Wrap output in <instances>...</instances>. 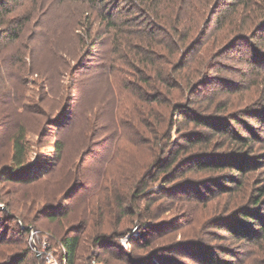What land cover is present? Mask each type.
<instances>
[{
	"label": "rangeland",
	"instance_id": "rangeland-1",
	"mask_svg": "<svg viewBox=\"0 0 264 264\" xmlns=\"http://www.w3.org/2000/svg\"><path fill=\"white\" fill-rule=\"evenodd\" d=\"M102 1L0 0V236L15 244L0 253L27 247L33 254L45 242L58 260V236L84 223L91 235L108 233L122 249L90 247L85 256L95 259L87 264H264L263 241L234 240L212 227L239 196L213 183L224 171L186 163L182 176L162 186L163 174L146 167L155 138L168 130L169 141L181 147L189 134L203 132L210 138L206 152L218 154L239 150L230 141L234 134L249 138V156L261 162L244 179L264 185V0H189L184 7L168 0L150 7L148 0ZM116 4L123 35L98 13L100 5ZM203 24L204 37L188 62L197 71L187 74L193 87L201 85L195 93L190 86L169 93L186 71L174 72L181 57L171 52L187 49ZM192 26L198 27L194 36L185 32ZM11 28L18 30L13 41L4 38ZM123 44L129 50L118 53ZM146 54L149 70L134 60ZM155 75L167 81L161 90L145 85ZM156 93L163 109L151 101ZM174 104L204 122L212 118L215 128L176 121ZM18 129L24 152L14 172ZM186 151L184 157L202 152ZM147 171V197L131 198L135 184L127 177L136 181ZM117 203L136 211L121 212ZM47 206L55 212L43 211ZM24 225L29 231L22 234ZM179 243L186 249L170 251Z\"/></svg>",
	"mask_w": 264,
	"mask_h": 264
},
{
	"label": "trees",
	"instance_id": "trees-1",
	"mask_svg": "<svg viewBox=\"0 0 264 264\" xmlns=\"http://www.w3.org/2000/svg\"><path fill=\"white\" fill-rule=\"evenodd\" d=\"M91 5L97 4L98 2L103 4L102 0H88ZM150 1L147 5L150 7L156 6L157 1L161 0H148ZM169 3L175 4L176 2L178 4L175 5H182L184 7L187 6L189 3V0H168ZM168 1L162 2V8ZM187 2V3H186ZM100 5V6H101ZM0 6L3 7L4 5L0 3ZM99 6V15L105 21V25L107 28L115 31L117 34L123 35L125 33V30L123 29L124 25L126 24H118L119 21L116 20L118 17H116V12H118L119 6L116 4L115 6L104 7ZM144 6L142 9L145 10L147 13V7L146 5H138ZM107 10V11H106ZM106 11V13H105ZM109 11V12H108ZM105 13V14H104ZM148 14V13H147ZM149 15V14H148ZM146 19V18H145ZM179 22V20H176V23ZM180 24V23H179ZM178 24V25H179ZM190 24H199V21H193ZM21 24H19L20 29ZM196 26H192L191 28H187L185 32L189 35L195 34L197 31ZM261 30L264 29V26L260 28ZM180 30H184V27L180 28ZM17 31L14 30V28L10 29L9 33L5 34V39L9 41H13L17 37ZM196 41H192L191 44L187 49L184 51L179 50H172L171 54L176 53L179 57H181L179 63L174 66V72L180 73L185 69L186 71L182 74H179L176 79L177 82H175V85L168 87V92L170 89H179L182 90L184 87L190 86L189 93L194 92L196 87H200L201 83H197L194 85V87L190 84L189 76L187 75L189 72L191 74L196 73L197 67H191L189 68L188 62L190 61L191 54L195 51L196 47L198 46L199 40L203 39L204 37V24L201 27L200 31L197 33ZM140 37V36H139ZM244 35H241L240 38L244 39ZM184 38V36H183ZM181 38V39H183ZM126 45V44H125ZM124 44L122 46L118 47V53L124 52V49L129 50ZM226 48H224L222 51H225ZM142 53H147L142 50ZM223 53V52H222ZM140 54V53H139ZM141 55V54H140ZM141 56L134 58L135 62L137 64L142 65L146 70H149L150 67L153 65L149 62L150 57L149 54H146V56ZM186 61V63H185ZM167 84V81L163 78H160L158 76H152V79L150 81H145V85L150 88H157L159 90L163 89L164 85ZM190 84V85H189ZM166 86V88H167ZM184 86V87H183ZM181 88V89H180ZM163 91V90H162ZM170 93V92H169ZM160 95L158 93L153 94L152 96V103L156 104L157 107L160 106L159 109H163L165 102L164 100H160ZM172 113L175 112L178 113V117L176 118V121L182 117L190 119L194 124H201L203 127L209 129H214L215 126L213 124L212 118H208L206 122H204V116H200L198 112L193 113L189 107L183 108V106H179V104L172 105L171 109ZM184 109H186L188 112H186ZM209 119L211 120L209 122ZM145 121V120H144ZM164 120H160L158 123H162ZM164 123V122H163ZM157 123H154V128ZM143 132L148 133L150 132L149 128L147 127L146 122L142 124ZM172 126L170 127V129ZM170 130L165 132L164 134L161 133V135L158 138H155L154 144L152 145L148 141H143L146 144L152 145L154 151V157L152 161H150L148 164H146V167L150 166L153 168L152 173L160 172L163 174L161 177L162 180V186L167 185L171 181H173L176 177L182 176L186 171L182 170L183 166H185L186 163L193 165L195 164L197 167L202 169H212V170H220L224 171L221 173L216 179L213 180V183H216L217 185L222 186V192L225 194H233L236 190L239 192L238 200L230 206L229 209H226L228 213L224 215L223 217L216 219L214 222H212V227L215 229H222L227 237L232 238L234 240L238 241H251L257 243V242H264V185H258L255 184L253 187L250 186V184L245 180V176H247L252 170L256 169L258 166L257 163H261L258 158H255V156H249L251 153V146H249V138H242L241 136L230 134V141L233 145L239 146V150L234 152L233 154H227V153H215L217 150L214 149V152H206V149L209 147L210 138L207 136H204L203 132H193L188 135L187 143L184 147L178 146L176 142L169 141V137L167 136ZM156 133V132H154ZM22 134L19 133V129L14 133L13 136V142H12V150L13 155L11 158L12 164H14V172L19 171V168L22 164V158H23V152H24V146H23V140H22ZM156 135V134H155ZM186 147V148H185ZM195 147H199L200 150H202L201 153H195L191 156H185V153L187 152L186 149H193ZM62 150V143L58 142L54 145V151L58 155L61 153ZM190 151V150H188ZM242 152V153H241ZM187 160V162H186ZM174 166L172 167V165ZM149 171V170H148ZM144 172L143 176H138L139 178L134 180V178L127 177V181L130 182V185L135 184V188L132 190L133 196L131 198L140 197L146 198L148 195V184H147V178L150 176V172ZM218 180V183L216 182ZM133 183V184H132ZM226 187V188H225ZM167 189V188H166ZM166 190L165 188H160V193H164ZM241 199V200H240ZM240 200V202H239ZM117 209L124 213L134 214L135 209L133 210L131 206L129 207H122L120 203H117ZM43 211H46L47 213L55 212V210L50 209L48 206L44 207ZM54 216V215H53ZM52 216V217H53ZM49 217V216H48ZM24 229L20 231L22 234H25L29 231V226L24 225ZM86 226L84 223H79L77 225L70 226L64 233H62L57 238V243L60 248V254L58 256V260L54 259L56 264H87L86 261L90 262L93 258V256H85L88 254V251L90 250V247L97 250H103L106 247H112L116 248L117 250H122L120 245L117 242H113V237L110 236V234L105 232H100L98 234L91 235L88 231L85 230ZM81 234L84 235L81 236ZM82 237V238H81ZM87 237V238H86ZM82 240L84 244H87L86 247H83ZM8 244V245H7ZM11 246V249L15 246V244L12 243L11 239L4 241L0 236V248H4V246ZM191 247V246H190ZM182 249H186V245L179 243L174 246L173 249L170 251H180ZM188 249V248H187ZM194 249V248H190ZM204 248L196 249L199 251H202ZM37 250H40L37 248ZM51 251V250H49ZM226 252V251H224ZM95 254V253H93ZM198 255V253H197ZM213 254H208L207 260L210 262H214L213 260ZM200 259H202L200 257ZM42 264H46L44 262V256L41 258ZM202 261V260H200ZM0 264H40L37 260V256L35 253H31L27 247L22 248V251L19 252H7V249L3 250V253H0ZM143 264V262H142Z\"/></svg>",
	"mask_w": 264,
	"mask_h": 264
},
{
	"label": "built area",
	"instance_id": "built-area-1",
	"mask_svg": "<svg viewBox=\"0 0 264 264\" xmlns=\"http://www.w3.org/2000/svg\"><path fill=\"white\" fill-rule=\"evenodd\" d=\"M30 233L32 239L35 232L31 230ZM46 245L47 244L44 242L41 246V250H37L40 257L44 256L46 264H56L53 253L47 249Z\"/></svg>",
	"mask_w": 264,
	"mask_h": 264
},
{
	"label": "water",
	"instance_id": "water-1",
	"mask_svg": "<svg viewBox=\"0 0 264 264\" xmlns=\"http://www.w3.org/2000/svg\"><path fill=\"white\" fill-rule=\"evenodd\" d=\"M35 254H36L37 257L40 256L39 253H38V251H37V249H35Z\"/></svg>",
	"mask_w": 264,
	"mask_h": 264
}]
</instances>
